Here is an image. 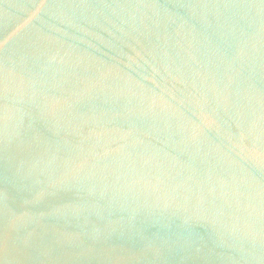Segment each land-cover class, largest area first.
<instances>
[{"label":"water","instance_id":"obj_1","mask_svg":"<svg viewBox=\"0 0 264 264\" xmlns=\"http://www.w3.org/2000/svg\"><path fill=\"white\" fill-rule=\"evenodd\" d=\"M0 264H264V0H0Z\"/></svg>","mask_w":264,"mask_h":264}]
</instances>
